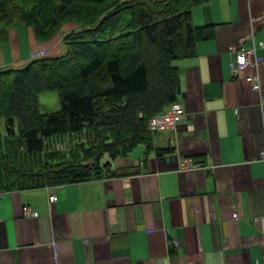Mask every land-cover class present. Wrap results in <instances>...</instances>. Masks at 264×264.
Segmentation results:
<instances>
[{
  "label": "crops",
  "instance_id": "1",
  "mask_svg": "<svg viewBox=\"0 0 264 264\" xmlns=\"http://www.w3.org/2000/svg\"><path fill=\"white\" fill-rule=\"evenodd\" d=\"M191 20L213 35L174 62L186 116L152 140L171 152L138 146L102 178L0 192V264H264V0H200ZM61 34L39 43L10 29L0 71L65 55ZM240 40L258 65L232 76ZM255 73L260 91L244 79ZM186 158L201 168L179 171Z\"/></svg>",
  "mask_w": 264,
  "mask_h": 264
},
{
  "label": "trees",
  "instance_id": "2",
  "mask_svg": "<svg viewBox=\"0 0 264 264\" xmlns=\"http://www.w3.org/2000/svg\"><path fill=\"white\" fill-rule=\"evenodd\" d=\"M199 1L0 0V45L19 25L42 43L68 29L65 55L0 71V192L99 179L110 161L138 146L146 154L171 152L153 146L147 123L178 99L174 62L194 57L197 42L213 35L192 23ZM93 77L97 86L89 89ZM51 91L60 108L41 113L38 96ZM88 129L95 143L81 144L71 160L48 151L53 138Z\"/></svg>",
  "mask_w": 264,
  "mask_h": 264
},
{
  "label": "built area",
  "instance_id": "3",
  "mask_svg": "<svg viewBox=\"0 0 264 264\" xmlns=\"http://www.w3.org/2000/svg\"><path fill=\"white\" fill-rule=\"evenodd\" d=\"M229 53L232 56V59L229 63V69L232 76H238L242 70L247 67H256L258 62L255 60L256 48L255 47H244L243 40H240L237 46H230ZM41 52H34L33 58L41 56ZM245 81L251 85L253 91H260L261 83L258 75L251 74L246 76ZM185 110L180 102L176 101L169 104L162 112L153 116L147 123V128L153 133H162L167 131L176 130L180 122L185 118ZM264 157V152L262 153ZM201 166L199 163H196L192 159L186 158L181 160L179 164V171H192L200 169ZM50 203L56 201V196L54 193H51L48 196ZM23 215L25 217H37L38 213L33 211L29 206L23 208ZM233 218L236 219V214H233Z\"/></svg>",
  "mask_w": 264,
  "mask_h": 264
},
{
  "label": "rangeland",
  "instance_id": "4",
  "mask_svg": "<svg viewBox=\"0 0 264 264\" xmlns=\"http://www.w3.org/2000/svg\"><path fill=\"white\" fill-rule=\"evenodd\" d=\"M61 32L57 33L54 37L61 34ZM61 35H62L61 42L64 45L63 39L65 36V33H62ZM54 37L52 39H54ZM51 40H49V41H51ZM49 41H47V42H49ZM47 42H43V43H47ZM39 43H42V42H39ZM37 52L42 53V55L37 57V58L43 57V55H44L43 51H37ZM95 81H97V78H94V77L90 78L86 83V87L89 89L95 88V86H97L96 85L97 83ZM38 108H39V111L41 113H49V112H55V111L59 110L60 106H59V100H58L57 93L54 91H51V92H44V93L39 94V96H38ZM4 133H5L4 125H3V122L0 120V134L4 135ZM103 137H104V135L100 136V138H103ZM96 139L97 138H95V135L91 131V129H88V130H85L82 133H79L77 135H66V136L53 138L52 141L48 142L47 147H48V151L61 152L63 157L66 156V157H68L69 160H71V156H73L72 154H75L77 151L82 149L81 144H83L84 148L88 147V146L90 147L95 143ZM141 148H143V147H141ZM90 151L93 152V151H95V149L91 148ZM95 152H98V151H95ZM107 158H108L107 155H104L103 159H101L102 163L104 161H106ZM94 160H95L94 158L91 159L92 162Z\"/></svg>",
  "mask_w": 264,
  "mask_h": 264
}]
</instances>
